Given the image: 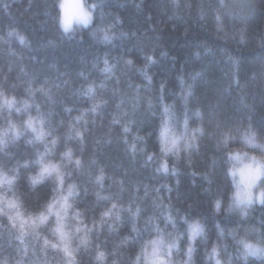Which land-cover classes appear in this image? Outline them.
Returning <instances> with one entry per match:
<instances>
[{
    "label": "clouds",
    "instance_id": "9594fccd",
    "mask_svg": "<svg viewBox=\"0 0 264 264\" xmlns=\"http://www.w3.org/2000/svg\"><path fill=\"white\" fill-rule=\"evenodd\" d=\"M0 264H264V0H0Z\"/></svg>",
    "mask_w": 264,
    "mask_h": 264
}]
</instances>
